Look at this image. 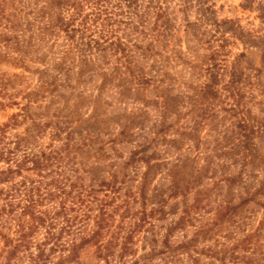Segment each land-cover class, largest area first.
<instances>
[{"label": "clouds", "instance_id": "9594fccd", "mask_svg": "<svg viewBox=\"0 0 264 264\" xmlns=\"http://www.w3.org/2000/svg\"><path fill=\"white\" fill-rule=\"evenodd\" d=\"M244 2L0 0V264H264V47L224 27L264 39Z\"/></svg>", "mask_w": 264, "mask_h": 264}, {"label": "rangeland", "instance_id": "374dc122", "mask_svg": "<svg viewBox=\"0 0 264 264\" xmlns=\"http://www.w3.org/2000/svg\"><path fill=\"white\" fill-rule=\"evenodd\" d=\"M182 2L187 3V0H182ZM189 2H190V0H189ZM198 2H200L201 5H203V2H207V0H202V1L198 0ZM256 2H257V0H245V2L243 3L242 7H244L245 9H252L253 6L256 4ZM259 9H260V17L259 18L261 20H264V5H259ZM201 12L204 14V16L207 19H211V15H210L212 13L211 9L207 10V8H204L202 6L201 7ZM172 20H173V18L171 17V20H169L170 22L168 24L167 29L164 30L162 34L171 35L172 30L174 28V24L172 23ZM187 24L185 25L184 29L180 33V41L179 42L181 43L182 50L190 52L191 48L194 46L192 44L193 38L197 37L199 39L201 25L196 24L194 22H189ZM224 27H225V30H230L234 34L238 35L239 38L242 41H244L246 44L247 43H252L254 45H258L260 47H264V39L260 40L259 42L251 40L250 36L248 34H246L243 31H241L237 26L233 25L232 23L226 22ZM196 44L197 45L199 44V40L196 41ZM189 59H191V57H189ZM213 59L215 60V56L213 57ZM214 67H215V65H214ZM177 70L180 71V72H183L184 71V65H182V64L178 65L177 66ZM222 75H223V73L220 72L219 69H218L217 73H214L211 77H209V80H210L211 84L215 85ZM231 80H233V81H240L241 80V74L239 73L238 68H237V70L233 69ZM144 83L147 84L148 82L144 81ZM220 89H223V85H220ZM202 91L206 95H208L212 100H217L219 98L218 97V92L214 93L213 89L211 87H209L208 85H204ZM26 99H28V98L26 97ZM35 99H36L35 96H31L30 100L34 101ZM19 101H20V98L18 97L17 100L15 102H13L14 103V105H13L14 113H15V106L17 104H19ZM175 103H176V100L173 99V98H169L168 101H167V105H168L169 108H173ZM224 114L225 113L223 112V110H220V115L223 116ZM132 119H133V123L140 122V118L139 117H134ZM238 127H239V125H238ZM217 159H220V157H217ZM177 179H178V181L180 183H183L185 181L186 176H185L184 170H181V171H179L177 173ZM184 243L185 242H182V245H184ZM186 244L187 245H191L192 242L189 241V242H186Z\"/></svg>", "mask_w": 264, "mask_h": 264}, {"label": "trees", "instance_id": "16d2710c", "mask_svg": "<svg viewBox=\"0 0 264 264\" xmlns=\"http://www.w3.org/2000/svg\"><path fill=\"white\" fill-rule=\"evenodd\" d=\"M200 1H202V0H200ZM131 2L135 3L136 0H131ZM204 3H206V2H203V4ZM207 10H210V9L207 8ZM169 20H171V16H169L166 12H159V13H157L156 18H155V25L158 26L160 29H163V31H164L168 27V24L170 22ZM31 96H35V95L30 94L27 98L30 100ZM13 105H14V103H13ZM147 219H149V214H145V216L141 218V222L146 221ZM117 220H119V217H117ZM92 223H95V222L93 221ZM191 246H192V244L187 245V247H184L183 245H181L182 249L185 251L187 250V248H190Z\"/></svg>", "mask_w": 264, "mask_h": 264}]
</instances>
